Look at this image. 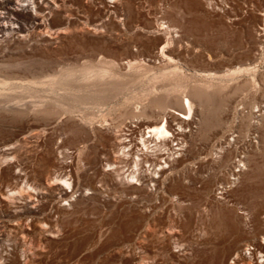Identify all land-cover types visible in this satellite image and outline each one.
<instances>
[{"label": "rangeland", "instance_id": "rangeland-1", "mask_svg": "<svg viewBox=\"0 0 264 264\" xmlns=\"http://www.w3.org/2000/svg\"><path fill=\"white\" fill-rule=\"evenodd\" d=\"M33 1L18 10L0 0L1 167L13 160L4 144L24 130L69 154L96 148L100 167L125 138L130 159L146 158L144 180L81 182L52 209L57 236L21 225L34 218L22 199L0 198V264H74L69 247L86 254L91 243L106 251L84 264H264V0H226L230 9L209 0ZM158 23L170 27L167 57L158 55ZM186 97L192 119L179 127L170 115ZM155 119L176 140L142 145ZM221 134L227 145L215 155ZM128 159L116 164L125 173ZM238 159L244 166L232 171Z\"/></svg>", "mask_w": 264, "mask_h": 264}, {"label": "bare ground", "instance_id": "bare-ground-1", "mask_svg": "<svg viewBox=\"0 0 264 264\" xmlns=\"http://www.w3.org/2000/svg\"><path fill=\"white\" fill-rule=\"evenodd\" d=\"M17 1L18 3L14 0V3L16 4L13 6L14 9L20 10V7L24 6H29L30 9L34 8L33 4H35V1L33 0ZM209 1H213L216 5H219L220 3L226 4V7L230 9L226 0L222 2L219 0ZM23 2H25V4L21 5ZM156 29L159 31V34L163 35L158 39V44L160 45L158 55L167 57V55L164 54V48L171 38L169 35L170 27L169 25L158 23ZM144 32L153 33L154 29H146ZM207 57L210 58L209 55ZM174 110L170 117L179 122V124L177 123L179 127H181V123L185 122L184 120L192 119V102L188 97H186V105L181 103V105L175 107ZM187 112L190 115L189 118L184 117ZM143 129L147 130L146 132L148 133V136L145 137L143 136L144 134L142 135V145H144V141L148 138H170V140L173 141L176 140V137L178 136L176 130L172 132L168 130L166 120L165 123L159 122L158 119L151 120L144 125ZM28 133L29 131L24 130L19 136L12 140L10 144H4V148L2 149L3 152L7 157L9 156L13 160L8 161L9 164L7 165L6 170L0 165V198H3L8 203L22 199L20 201L26 208H28L29 212H32V215H34V218L32 219L29 217L25 218L21 223L22 226L26 225L29 227L31 223V229L39 228L48 236H57L58 231L61 230V225L58 223L59 218H55V216L51 214L52 209L54 208L57 210L62 208L63 204L60 202L63 200L65 202L66 200H70L74 193L77 192L78 189H81V182H85L88 179H96L98 176H102L104 180L106 178L107 181L114 186L118 184V179L124 183L125 181L131 183L137 182V185H140V183H142L141 181L144 180L143 175H141L143 170L140 169L139 164L142 163V161H145L146 158H139L134 154L133 159H130L132 156L131 154L133 153L127 151V145L130 147L132 146L129 142L130 140H128L127 143H124L126 141L125 138L116 139V157L110 163L102 164V167H100V153L96 148L84 154L85 147L77 146L74 151L69 154L64 151L65 148L63 145L54 148L53 140L49 138L39 140L38 138L40 137H38V135H31ZM225 137L224 134H221V136L215 140V155L217 152L224 151L222 150V143H226ZM30 138H33V140H29ZM128 156V161L132 162V166L130 169H126L127 173H125V171L119 170L116 164L119 162H126V157ZM67 158H70V160L67 161ZM221 159V163L227 161V157ZM11 161L12 163H10ZM106 166H108V168H103ZM243 166V160L238 159L237 163L234 165V168H237L232 171H241ZM231 179L233 180L235 177L232 176ZM121 182L119 183L121 184ZM61 183H65L70 189H64ZM34 195L37 196V198ZM44 199H49L50 201L56 200L57 203L54 206L41 205L39 207L38 203ZM97 211L99 212V210ZM39 215H43L44 217L40 218ZM255 221L258 226L259 221L257 219ZM16 236L23 239L25 233L21 232V234H16ZM58 238L67 245L66 240L68 236L65 233V230H63V234L58 236ZM39 247L43 252L46 250V246L41 243H39ZM83 248L84 246H76L73 244V246H70L69 250L65 252V256L71 259L74 264H84L85 262L87 263L96 260L98 254L106 251L104 248L97 247L94 243L89 244L90 251L86 254L83 252ZM26 251L28 254H31L28 248L22 249V253ZM25 258L27 257L25 256ZM26 260L27 259L23 260L24 263ZM13 264H17V259L13 260Z\"/></svg>", "mask_w": 264, "mask_h": 264}]
</instances>
